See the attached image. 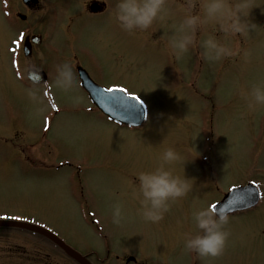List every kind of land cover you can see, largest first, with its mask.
<instances>
[{
  "label": "rangeland",
  "instance_id": "374dc122",
  "mask_svg": "<svg viewBox=\"0 0 264 264\" xmlns=\"http://www.w3.org/2000/svg\"><path fill=\"white\" fill-rule=\"evenodd\" d=\"M84 1L39 0L26 8L0 0V219L45 228L76 248L96 250L106 240L119 255L183 264L185 234L200 231L193 211L209 208L227 187L256 179L262 201L250 214L230 217L223 253L200 263L248 257L245 264H264V104L249 107L251 96L242 94L264 87V0H248L254 29L216 33L239 54L215 62L203 60L198 47L180 58L171 53L168 39L185 15L183 0H167L166 19L132 33L111 16L115 0H101L99 14L87 13ZM211 31L206 25L197 39ZM22 32L43 37L28 58L18 52ZM72 54L100 85L139 98L147 112L141 128L101 116L77 82L71 91L51 85L55 66ZM26 64L48 73L53 93L42 85L41 104L25 91L32 86L23 78ZM169 147L182 160L165 166L189 178L191 189L152 222L139 211L135 177L159 166ZM117 203L122 216L114 223ZM52 251L32 232L0 229V264H52Z\"/></svg>",
  "mask_w": 264,
  "mask_h": 264
},
{
  "label": "clouds",
  "instance_id": "9594fccd",
  "mask_svg": "<svg viewBox=\"0 0 264 264\" xmlns=\"http://www.w3.org/2000/svg\"><path fill=\"white\" fill-rule=\"evenodd\" d=\"M166 5L167 0H115L111 16L122 30L132 33L137 29H148L157 19H166L169 15ZM181 7L185 15L173 26L174 30L168 39V47L177 58L187 53L190 48L197 47L205 61L215 62L236 56L239 49L221 42L216 33L228 37L256 27V23L249 19L251 10L248 0H183ZM206 25H212L213 31L204 39H197L198 30L199 33L203 32ZM33 69V65L26 64L25 74ZM51 85L65 91L74 89L76 71L70 61L65 60L55 66ZM40 87L42 85L33 84L25 89L27 95L37 104L42 103V97L38 94ZM242 94L251 96L249 107L264 104V87L260 85H253L250 93ZM160 159L161 163L156 168L136 173L137 185L133 189V195L139 199V211L143 218L152 222L162 219L171 202L185 196L191 189L189 178L175 175L165 166L181 161L180 153L169 147L163 151ZM121 216V205L117 203L112 210L113 222L119 223ZM192 218L200 231L185 234L184 248L199 257L221 255L230 235L225 227L229 223L228 215L204 207L193 211Z\"/></svg>",
  "mask_w": 264,
  "mask_h": 264
},
{
  "label": "flooded vegetation",
  "instance_id": "af4514ba",
  "mask_svg": "<svg viewBox=\"0 0 264 264\" xmlns=\"http://www.w3.org/2000/svg\"><path fill=\"white\" fill-rule=\"evenodd\" d=\"M37 7H38V5H35L32 8H37ZM83 7L85 8V11L87 13L99 14L105 9L106 6H105V3L101 0H86L83 3ZM68 61H70L75 67L76 82H77L78 87L80 85H79V79H78V73H77V66L82 67L87 72L89 77L94 82H96L94 80V78L91 76V74L87 71V69L79 63V61L76 59L74 54H72V56L70 57V59ZM48 81H49V78H47V80L43 84H45L46 93L51 95L53 93V91L50 90L51 91L50 92L49 90H47V87H49V84L47 85ZM97 84L100 85V83H97ZM102 87L107 89L109 87L114 88L117 86L108 85V86H102ZM81 91L85 94V97L87 98V94L82 89H81ZM254 181H256V179H254V180L249 179L246 182H244L243 184H234V185L227 187L225 189V191L221 194V197L218 198V200H215L214 202L209 204L208 207L211 208L213 206V204H215L217 201H219L222 198V196L226 193V191L229 188H231L232 186H239V185H244L247 182H253L256 185V189L258 191V198H257L258 201L256 204H253V205H250V206H247L244 208L241 207L238 209H230L229 211H223V213L227 214L229 218L234 217V216H243L245 214H250L251 212H253L258 207L259 203L263 199L261 189L259 187L260 185ZM246 198L249 199V197H247V196H246ZM248 201L249 200H246L244 203H240L241 205H237V206H244V204H246V202H248ZM241 202H242V200H241ZM211 209L213 210V208H211ZM40 238L45 240L54 249V251L47 254L48 257L53 258L52 264H79L76 260L68 257L57 245H55L54 243H52L51 241H49L48 239H46L44 237H40ZM72 248H73V250H75L78 254H80L84 259H86L91 264H109L108 259H113L114 264H168V263L153 261V260H150V258H141V259L140 258H134V257H131V255H129L128 253H124L122 255H119V254H117V252L111 251L109 244L106 242V240H103L102 245H100L99 248H97L96 250L91 249V246H89L87 244L82 245V247L79 246V248H76V247H72ZM128 258H132V259L128 260ZM247 259L249 260L248 257H247ZM247 259H246V257H244V258L238 257L237 258L238 262L236 264H245ZM200 262H201V257L197 256V254L194 252L188 251L187 259L183 261V264H201ZM173 264H176V263H173Z\"/></svg>",
  "mask_w": 264,
  "mask_h": 264
},
{
  "label": "water",
  "instance_id": "95a60500",
  "mask_svg": "<svg viewBox=\"0 0 264 264\" xmlns=\"http://www.w3.org/2000/svg\"><path fill=\"white\" fill-rule=\"evenodd\" d=\"M24 2H29L35 0H23ZM23 18V16H20ZM31 40L35 43L39 42V37H32ZM24 54L28 55L30 52V43L28 38L25 39L24 42ZM81 84L85 88V90L89 93L91 100L95 103V105L105 114L108 115L109 118L129 125H139L144 117V111L142 106L133 98L126 97L121 95L118 91H113L111 93L106 91H101L96 88V86L90 81L88 76L83 70L79 71ZM28 78L34 82H41L44 79V74L42 72H37L35 70H30L27 73ZM111 97H121V103H115ZM237 192V191H236ZM0 226H12L19 227L24 229H29L36 231L46 237L50 238L56 244H58L69 256L78 260L81 264H88L82 258L79 257L72 249L66 246L62 241L56 238L51 233L45 231L42 228L19 222H11V221H0Z\"/></svg>",
  "mask_w": 264,
  "mask_h": 264
},
{
  "label": "snow or ice",
  "instance_id": "6c2138e0",
  "mask_svg": "<svg viewBox=\"0 0 264 264\" xmlns=\"http://www.w3.org/2000/svg\"><path fill=\"white\" fill-rule=\"evenodd\" d=\"M107 91H108L109 93H111L112 91H114V89L109 88V89H107ZM111 99H112L115 103H121V102H122V98H121V97H111ZM136 99L138 100L139 98L137 97ZM17 219H18V217H17Z\"/></svg>",
  "mask_w": 264,
  "mask_h": 264
}]
</instances>
